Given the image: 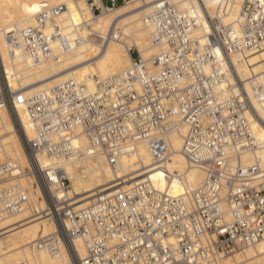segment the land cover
<instances>
[{
	"label": "built area",
	"instance_id": "2783aa9c",
	"mask_svg": "<svg viewBox=\"0 0 264 264\" xmlns=\"http://www.w3.org/2000/svg\"><path fill=\"white\" fill-rule=\"evenodd\" d=\"M128 1L86 3L98 14ZM64 9L40 2L11 44L34 63L53 57L54 44L71 47L79 38L64 34ZM220 17L204 0L187 10L158 0L146 17L158 48L149 60L131 47L123 72L69 78L49 90L13 86L0 56V111L9 112L24 153L15 159L0 145V220L20 212L25 221L49 218L52 230L29 246L48 255L64 251L78 264H223L264 239V171L258 157L250 164L240 157L258 147L251 119L264 126L244 83L264 108V72L243 79L233 61L247 65L248 51L264 49V0H244L235 25ZM112 37L106 32L103 41ZM178 123L186 126L181 153L204 173L191 192L170 194L143 175L85 206L70 204L66 163L100 155L115 169L145 141L153 168Z\"/></svg>",
	"mask_w": 264,
	"mask_h": 264
},
{
	"label": "bare ground",
	"instance_id": "6f19581e",
	"mask_svg": "<svg viewBox=\"0 0 264 264\" xmlns=\"http://www.w3.org/2000/svg\"><path fill=\"white\" fill-rule=\"evenodd\" d=\"M100 5V0H96ZM158 0H131L112 8L103 7L98 15L93 14L83 0H0V56L5 72L12 83L13 75L19 84L27 85L29 93L49 90L54 85L69 78L87 79L89 74L99 76L116 75L123 72L131 62L129 49L136 47L143 60H149L158 52L151 42V25L147 20L152 6ZM179 9L196 7V0H170ZM244 0H204L210 12H219L222 22L236 23ZM40 2L51 5L65 4L63 10L64 34L69 39L79 38L71 47H58L54 44L53 57L34 63L10 38L18 37L20 29L33 22ZM146 8V9H143ZM138 9H143L140 15ZM112 21H111V16ZM122 22V23H121ZM120 24V28L117 25ZM201 29L208 28L202 18ZM115 29V30H112ZM94 33L98 37L112 32L113 37L103 44L82 36V31ZM249 64L238 62L233 57L240 76L245 79L249 73L257 76L264 72V49L248 51ZM89 82V80H88ZM252 105L259 117L264 120V108L256 102L253 89L248 81L244 83ZM254 139L258 144L255 150L240 151L242 163L250 164L255 157L264 171V126L257 118H252ZM0 145L12 158L24 160L23 148L17 136L11 116L6 109L0 111ZM30 134V126L27 125ZM186 131L183 123L166 135L165 159L160 165H153L152 155L147 142L138 143L137 151L113 169L100 155L85 156L65 164L71 177V188L67 192L77 207L87 205L98 193L128 185L143 175H147L154 187L170 194H188L204 177L202 169L189 165L181 153L182 136ZM174 175L177 177H172ZM120 180L119 182H116ZM113 181L116 183L110 185ZM264 186V175L260 179ZM27 212L8 214L0 220V264H78L64 251L48 255L32 249L29 245L39 236L48 234L53 226L47 217L25 221ZM80 256L84 253L82 243H78ZM264 261V239H260L243 253L226 257L223 264H258Z\"/></svg>",
	"mask_w": 264,
	"mask_h": 264
},
{
	"label": "rangeland",
	"instance_id": "374dc122",
	"mask_svg": "<svg viewBox=\"0 0 264 264\" xmlns=\"http://www.w3.org/2000/svg\"><path fill=\"white\" fill-rule=\"evenodd\" d=\"M84 1V3L86 4V0H83ZM125 4V3H124ZM63 5H65V4H63ZM87 5V4H86ZM119 5H121V4H119ZM66 6L67 5H65V9H66ZM143 9H146V8H143ZM142 9V10H143ZM141 9H138V11L140 12V15L141 16H143V13H141V11H142ZM96 15H98V14H96ZM112 17H113V15L111 16V21L113 20L112 19ZM122 23V22H121ZM121 26H120V24H118L117 25V28L119 29ZM82 36L83 37H85V38H87V39H89L90 41L92 40H95L97 43L99 42V44H103L105 41H103V36H100V37H98L96 34H94V33H89V32H87L86 30H83L82 31ZM132 47V46H131ZM134 47V46H133ZM135 49H136V47H134ZM12 83H15L16 85H20L21 87H24L25 88V90L28 88V86L27 85H22V84H19L18 83V81H17V79H15V76L13 75V79H12V81H11ZM173 131V130H172ZM141 178V177H140ZM199 185V184H198ZM225 259V258H224ZM223 259V260H224Z\"/></svg>",
	"mask_w": 264,
	"mask_h": 264
}]
</instances>
